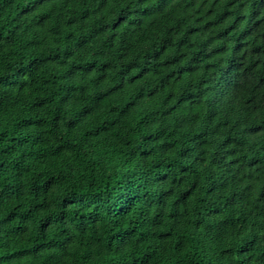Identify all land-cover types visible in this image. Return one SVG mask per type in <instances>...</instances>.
I'll use <instances>...</instances> for the list:
<instances>
[{
  "label": "trees",
  "instance_id": "obj_1",
  "mask_svg": "<svg viewBox=\"0 0 264 264\" xmlns=\"http://www.w3.org/2000/svg\"><path fill=\"white\" fill-rule=\"evenodd\" d=\"M170 1L0 0V264H264V38Z\"/></svg>",
  "mask_w": 264,
  "mask_h": 264
},
{
  "label": "clouds",
  "instance_id": "obj_2",
  "mask_svg": "<svg viewBox=\"0 0 264 264\" xmlns=\"http://www.w3.org/2000/svg\"><path fill=\"white\" fill-rule=\"evenodd\" d=\"M73 2H84L88 0H72ZM187 0H180L179 2L175 3L176 0H171L170 2L172 5L165 9L164 12H171L175 9H186L187 14L185 15V19H188L190 15L193 13L192 7H188ZM263 0H190L191 4H194L196 8L199 6V9H201L205 5H212L214 8H216L217 13L220 17V27L215 26V30L218 31H226L225 26L240 22V21H246L250 26V32L251 37L253 38H264V8L262 7L261 3ZM85 2V3H86ZM85 3L83 6H85ZM180 6V7H178ZM110 11V9L101 8L98 17L107 14ZM163 12V13H164ZM77 20H82L83 18L73 16ZM190 21V20H186ZM113 22V21H112ZM228 32V31H227ZM134 37L131 40H127L128 37ZM123 40V42L130 41L132 43V47H139L140 44V32L137 30V28L134 25H131L130 28L124 29L121 32L120 42ZM252 54V53H251ZM141 58L139 59H133L131 61H126L122 63L124 68H128L131 65L137 66L140 62ZM263 68H264V60H263ZM204 70V69H203ZM245 99L243 100L242 111L237 114V112H233L230 121L234 124H240L245 119ZM184 109L185 113H191L198 116V122H202L204 120V116L207 112L205 108V99L201 100L198 103L188 104L185 101H182L181 106L179 110ZM255 109V108H254ZM254 109H252V113L254 114ZM175 116L179 115L178 113H174ZM198 124V123H196ZM195 126V125H192ZM221 163H228L226 160L221 161ZM213 189H217L214 184H212ZM218 195L219 200L214 203L216 208L224 210L226 207V204H229L231 202V196H233V193L231 192L228 195H222L220 196L219 193H214V191H207L206 198L209 199L210 197L214 195ZM242 229L240 232L243 234Z\"/></svg>",
  "mask_w": 264,
  "mask_h": 264
}]
</instances>
